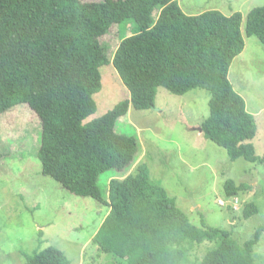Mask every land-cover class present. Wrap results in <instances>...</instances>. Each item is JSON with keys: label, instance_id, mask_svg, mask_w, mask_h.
I'll return each instance as SVG.
<instances>
[{"label": "trees", "instance_id": "trees-1", "mask_svg": "<svg viewBox=\"0 0 264 264\" xmlns=\"http://www.w3.org/2000/svg\"><path fill=\"white\" fill-rule=\"evenodd\" d=\"M241 23L240 12L186 14L177 0H0V114L28 104L41 122L42 172L71 193L109 206L91 240L97 254L111 253L128 264H180L209 242L194 264H254L264 223L241 245L228 228L191 223L165 188L150 181L145 163L125 175L140 146L135 135L116 130L130 107L155 106L158 87L174 94L203 88L211 98L202 135L231 160L264 164V156L247 142L257 133L256 119L228 77L245 46ZM115 24H131L132 34L108 54L103 37ZM244 32L264 46V5L247 13ZM107 63L130 96L88 120L97 109L99 68ZM109 169L121 176L109 180L103 196L98 178ZM249 188L228 179L224 195L230 199ZM241 210L250 217L259 209L249 201ZM24 264L70 263L60 249L48 246Z\"/></svg>", "mask_w": 264, "mask_h": 264}, {"label": "rangeland", "instance_id": "rangeland-1", "mask_svg": "<svg viewBox=\"0 0 264 264\" xmlns=\"http://www.w3.org/2000/svg\"><path fill=\"white\" fill-rule=\"evenodd\" d=\"M177 1L190 15L207 10L242 14L245 46L233 60L229 78L256 119L257 133L247 142L257 155L264 156V46L256 35L246 36L244 32L247 13L264 5V0ZM131 32V24L113 25L103 37L107 53ZM99 70L101 88L93 95L97 109L88 120L130 96L112 63ZM210 98V91L203 88L174 94L158 87L153 108L130 107L118 120L116 130L135 135L140 154L125 175L145 163L150 181L165 188L191 223L228 228L241 245L264 223V164L243 157L231 160L223 147L202 135L201 122L209 114ZM40 139L41 122L28 104L15 105L0 114V264H24L36 250L48 246L60 249L70 264H128L111 253L95 252L92 237L110 208L91 196L71 193L44 174L37 156ZM114 176H121L120 171L109 169L100 174L98 185L103 196ZM228 179L250 186L235 196L240 202L234 208L232 198L224 195ZM249 201L255 202L259 210L245 217L241 209ZM210 245L204 242L197 246L180 264H194L196 256ZM253 257L254 264H264V232Z\"/></svg>", "mask_w": 264, "mask_h": 264}, {"label": "built area", "instance_id": "built-area-1", "mask_svg": "<svg viewBox=\"0 0 264 264\" xmlns=\"http://www.w3.org/2000/svg\"><path fill=\"white\" fill-rule=\"evenodd\" d=\"M232 200H233V208H234V206H235L238 202H240V200H239V198H237V197L232 198ZM222 204H224V201H223Z\"/></svg>", "mask_w": 264, "mask_h": 264}, {"label": "crops", "instance_id": "crops-1", "mask_svg": "<svg viewBox=\"0 0 264 264\" xmlns=\"http://www.w3.org/2000/svg\"><path fill=\"white\" fill-rule=\"evenodd\" d=\"M240 55H241V54H240ZM237 57H238V56H237ZM237 57H236V58H237ZM236 58H235V59H236ZM235 59H234V60H235ZM232 63H233V62H232ZM229 74H230V71H229V73H228V77H229ZM229 80H230V78H229ZM230 81H231V80H230ZM234 89H235V88H234Z\"/></svg>", "mask_w": 264, "mask_h": 264}]
</instances>
